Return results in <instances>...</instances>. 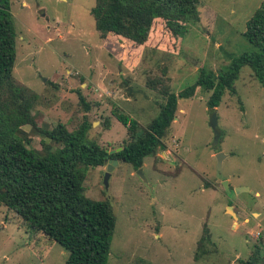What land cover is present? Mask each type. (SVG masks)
Wrapping results in <instances>:
<instances>
[{"label": "rangeland", "instance_id": "obj_1", "mask_svg": "<svg viewBox=\"0 0 264 264\" xmlns=\"http://www.w3.org/2000/svg\"><path fill=\"white\" fill-rule=\"evenodd\" d=\"M261 1L199 0L197 23L177 28L155 19L142 49L113 33L100 36L90 13L95 0H10L13 77L38 95L39 126L62 122L73 130L86 118L87 138L115 150L128 140L115 113L146 127L162 88L179 94L201 68L216 74L251 50L244 32ZM234 88L213 108L217 143L206 104L211 90L197 86L178 98L163 147L143 159L146 181L121 161L106 189L108 162L86 169L85 194L109 200L116 218L107 264H247L253 253L252 264H264V86L246 65ZM23 128L41 151V135ZM66 257L60 244L0 206V264H64Z\"/></svg>", "mask_w": 264, "mask_h": 264}, {"label": "trees", "instance_id": "obj_2", "mask_svg": "<svg viewBox=\"0 0 264 264\" xmlns=\"http://www.w3.org/2000/svg\"><path fill=\"white\" fill-rule=\"evenodd\" d=\"M198 5L199 0H95L90 13L101 37L113 33L142 45L155 19L177 28L197 23ZM244 36L251 50L233 57L226 68L216 74L201 68L195 84L179 94L162 88L159 112L146 127L115 113L126 127L128 140L119 151L109 152L87 138L91 123L86 118L73 130L62 122L52 128L36 123L33 111L38 95L13 77L16 31L10 0H0V206H7L31 229L60 244L67 251L64 264H107L116 218L109 200L85 194L86 169L115 158L124 159L135 170L141 168L145 157L163 147L161 139L178 98L193 95L197 86L211 90L206 103L211 111L225 90L235 92L234 81L243 66H249L264 86V0L247 20ZM26 125L41 135V151L29 146ZM254 259L255 253L246 263ZM132 264L150 263L138 259Z\"/></svg>", "mask_w": 264, "mask_h": 264}, {"label": "water", "instance_id": "obj_3", "mask_svg": "<svg viewBox=\"0 0 264 264\" xmlns=\"http://www.w3.org/2000/svg\"><path fill=\"white\" fill-rule=\"evenodd\" d=\"M209 118H210V125H211V127L213 128V130L215 132V141L217 143L218 138H219L221 133H220V130L217 128V117H216L215 110L211 111ZM121 148L122 147H118L115 150H110L109 152L119 151ZM224 156L225 155L223 153H220V152L216 154L217 167H218L219 170L221 169V163H222V159H223ZM121 161H124V159L115 158V159H106L104 161V162H108L107 163V167H106V171H105L104 176H103V185H104V187L106 189L108 188V180H109V177H110L111 170H112L113 166L115 164H117L118 162H121ZM137 174H139L146 181V178H145L141 168L137 169ZM223 186H224L225 190L228 193L231 192V189L228 187L227 181H223ZM239 189L246 190V188H236V191L238 192ZM229 207L230 206H228V208ZM230 212L235 217L234 213L232 211H230Z\"/></svg>", "mask_w": 264, "mask_h": 264}, {"label": "crops", "instance_id": "obj_4", "mask_svg": "<svg viewBox=\"0 0 264 264\" xmlns=\"http://www.w3.org/2000/svg\"><path fill=\"white\" fill-rule=\"evenodd\" d=\"M110 34L111 33H109L107 36H110ZM115 35V34H114ZM117 37H120V38H123V37H121V36H119V35H116ZM123 39H125V38H123ZM146 43V42H145ZM142 44V45H138L139 47H141L142 49H143V47L146 45V44Z\"/></svg>", "mask_w": 264, "mask_h": 264}, {"label": "bare ground", "instance_id": "obj_5", "mask_svg": "<svg viewBox=\"0 0 264 264\" xmlns=\"http://www.w3.org/2000/svg\"><path fill=\"white\" fill-rule=\"evenodd\" d=\"M228 210L231 211V208L229 207Z\"/></svg>", "mask_w": 264, "mask_h": 264}]
</instances>
